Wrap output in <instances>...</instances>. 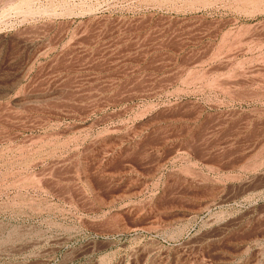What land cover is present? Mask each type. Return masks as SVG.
Instances as JSON below:
<instances>
[{"label": "rangeland", "instance_id": "rangeland-1", "mask_svg": "<svg viewBox=\"0 0 264 264\" xmlns=\"http://www.w3.org/2000/svg\"><path fill=\"white\" fill-rule=\"evenodd\" d=\"M0 264H264V0H0Z\"/></svg>", "mask_w": 264, "mask_h": 264}]
</instances>
